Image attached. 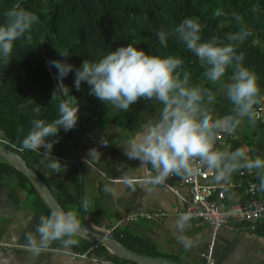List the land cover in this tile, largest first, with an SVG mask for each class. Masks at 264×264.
Returning <instances> with one entry per match:
<instances>
[{"label":"clouds","instance_id":"1","mask_svg":"<svg viewBox=\"0 0 264 264\" xmlns=\"http://www.w3.org/2000/svg\"><path fill=\"white\" fill-rule=\"evenodd\" d=\"M2 15L0 62L9 64L16 42L32 41V31L39 17L19 4L3 11ZM213 15L220 17L224 13L217 8ZM233 16L238 24L242 22L239 15L233 13ZM201 33L202 25L198 18L193 17L184 19L172 31L162 29L156 32V36L164 47H167L169 37L178 39L199 59L205 69L203 78L216 86V91L203 84L192 83L181 58L149 54L131 43L110 50L98 60H84L79 67L66 60L51 61V65L58 69L60 80L50 101L52 103L59 98L57 117L51 122L32 119L31 128L21 140L19 150L36 152L43 148L41 154L48 161V169L56 174L66 169L52 157L53 145L59 140L49 138L57 137L61 130L68 132L74 129L79 120V102L63 84V78L74 71L77 91L82 83H86L89 95L115 109L128 112L141 100L159 105L156 115L144 122L122 147L128 160L139 161V167H128L121 178L133 190L139 184L147 192H152L165 185L170 177L191 178L206 169L217 184L229 182L232 175L241 170H255L259 184H253L252 188L264 192V158H253L249 155L251 149L229 151L216 146L217 136L235 133L245 119L255 126L258 110L264 111V94L258 76L244 66V52L237 51L239 44L251 33L241 27L239 31L226 35L227 43L216 37L202 41ZM61 56L67 57L66 54ZM61 93L64 99H61ZM217 94L228 99L232 106L231 114L223 117L213 115L210 106L216 102ZM29 100L35 104L33 113L38 115L41 106ZM18 107L23 109L26 105ZM102 144L108 145L103 140ZM97 154L96 149H91L88 155L93 157ZM135 172L143 175L137 177L133 175ZM190 219L188 213H181L175 221V229L183 233ZM80 230L77 209L55 208L39 217L34 231L25 233L23 247L34 254L53 243L68 248L77 243L75 237ZM179 240L186 246L190 243L183 235Z\"/></svg>","mask_w":264,"mask_h":264},{"label":"trees","instance_id":"2","mask_svg":"<svg viewBox=\"0 0 264 264\" xmlns=\"http://www.w3.org/2000/svg\"><path fill=\"white\" fill-rule=\"evenodd\" d=\"M17 4L34 12L39 17V22L33 28L32 41H17L10 63L0 62V139L9 143L8 145L0 141V145L21 156L28 167L50 188L61 208L77 209L80 223V195L55 192L45 173L33 165L39 162L44 149L36 152L19 150L21 140L31 128L32 119L51 122L57 117L59 98L52 103L50 101L60 80L58 69L51 65V61L66 60L67 63L79 67L84 60H98L110 50L114 51L131 43L149 54L181 58L192 83L203 84L216 91V86L203 78L205 69L199 59L178 39L169 37L167 47H164L156 36V32L162 29L166 32L172 31L184 19L194 17L202 25V41L216 37L227 43L224 39L226 35L239 31L241 27L251 33L239 44L237 51L244 52V66L257 74L261 92L264 94V0H0V23L4 21L3 11ZM217 8L224 15L214 16ZM233 13L242 18L240 24ZM61 54H66L67 57ZM74 79L73 71L63 78V84L79 102V120L74 129L68 132L61 130L57 137L49 138L59 140L53 145L54 157H71L77 136L87 135L89 139H93L109 125L117 124L124 131V137L129 138L158 111V104L144 100L132 105L128 112L115 109L89 95L90 89L86 83H82L81 89L77 91ZM29 99L41 106L38 115L33 113L35 104ZM61 99H64L62 93ZM21 104L26 107L19 109ZM231 107L228 99L220 94H217L216 102L210 106L213 115L218 117L231 114ZM225 140L227 145L230 144L227 148L229 151L247 148L252 150L249 155L253 158H264V123L258 119L255 126L245 119L235 134ZM253 172L254 179L258 180L255 170ZM0 182H7L24 190L26 199L40 215L51 212L29 180L1 157ZM98 192L99 196L91 205L85 201L83 203L84 211L87 213L91 210L92 221L100 226L108 218L102 205L104 195L100 183ZM231 195L232 193L228 197ZM262 196L264 198V192ZM113 236L137 254L153 259L160 258L154 247L127 229L116 230ZM81 241L82 251L95 244L85 239ZM106 252L104 247L99 246L93 254L103 255Z\"/></svg>","mask_w":264,"mask_h":264},{"label":"crops","instance_id":"3","mask_svg":"<svg viewBox=\"0 0 264 264\" xmlns=\"http://www.w3.org/2000/svg\"><path fill=\"white\" fill-rule=\"evenodd\" d=\"M124 136V131L117 124L107 126L93 139L87 135L77 136L74 143L76 158L73 155L66 159L52 156L66 168L59 174L48 169V161L42 154L39 162L33 165L45 173L55 192L82 193L83 202L89 205L99 196L100 183L104 195L102 205L108 217L103 225H96L101 229L110 228L117 219L128 213L156 210L167 213L163 219L141 220L118 230L127 229L154 247L160 255L159 260L175 264H203L202 254L211 247L216 264H264V219L255 231H233L223 227L214 232L207 224L197 225L195 221H189V226L179 233L174 227L177 220L175 215L183 206L179 198L160 186L147 192L139 184L135 185V190L124 184L121 178L128 167H139V161H130L123 154L122 147L128 139ZM102 140L108 145L104 146ZM91 149H96L98 154L90 157L88 154ZM133 175L140 177L143 174L135 172ZM179 189L181 193L185 191L184 188ZM26 198L24 190L0 182V244L5 245L0 248V264H91L84 260H72L63 253L53 251L57 248L82 251V238L79 237H75L77 243L68 248L53 243L38 254L23 247L25 233L34 231L41 216ZM92 215L91 210L85 212L84 218L90 226L91 223L95 225ZM80 225H84L83 216ZM180 235L190 241L188 246L180 242Z\"/></svg>","mask_w":264,"mask_h":264},{"label":"built area","instance_id":"4","mask_svg":"<svg viewBox=\"0 0 264 264\" xmlns=\"http://www.w3.org/2000/svg\"><path fill=\"white\" fill-rule=\"evenodd\" d=\"M258 120L264 123V111H259ZM235 134V133H233ZM231 135L221 134L217 136L218 148L227 149L229 145L226 138ZM9 145L6 140L0 139ZM254 172L243 170L232 175L229 182L217 184L212 179V174L203 169L201 174L191 178L170 177L165 185L166 188L182 203V209L176 213L178 218L181 213H188L190 221H195L197 225L207 224L216 232L220 228H227L233 231L240 229L255 231L258 224L264 219V198L262 192L254 190L253 184L258 186L259 180L254 179ZM179 188H184L183 193ZM232 195L228 197L230 194ZM167 216V213L156 210L153 212L128 213L121 216L115 223L104 231L108 235L119 230L124 225L133 224L141 220H160ZM84 251L54 249L56 253H63L72 260H84L91 264H135L129 261L117 262V255L108 247L99 242ZM102 246L106 249V254L94 255L93 251ZM4 247L0 244V248ZM203 264H216L212 257V248L202 254Z\"/></svg>","mask_w":264,"mask_h":264},{"label":"water","instance_id":"5","mask_svg":"<svg viewBox=\"0 0 264 264\" xmlns=\"http://www.w3.org/2000/svg\"><path fill=\"white\" fill-rule=\"evenodd\" d=\"M72 155L76 158L74 150ZM0 157L6 160L9 164L19 170L31 183L34 189L39 194L40 198L44 201L47 207L52 211L55 208H61L55 197L53 196L50 188L44 183L42 179L26 164V162L16 152L9 150L8 148L0 145ZM82 193L80 194V203L82 209V216L84 225H80L81 230L78 232L79 238L85 239L91 242H99L103 246L108 247L118 257V259L130 261L136 264H175L159 259L149 258L144 255L137 254L125 246H123L113 235H108L104 229L93 225L85 220L84 203L82 199Z\"/></svg>","mask_w":264,"mask_h":264},{"label":"rangeland","instance_id":"6","mask_svg":"<svg viewBox=\"0 0 264 264\" xmlns=\"http://www.w3.org/2000/svg\"><path fill=\"white\" fill-rule=\"evenodd\" d=\"M123 131V130H122ZM105 140H106V138H105ZM113 139H111V140H109V142H111ZM115 140V139H114ZM245 149H247V148H245ZM3 246H5V245H3Z\"/></svg>","mask_w":264,"mask_h":264}]
</instances>
